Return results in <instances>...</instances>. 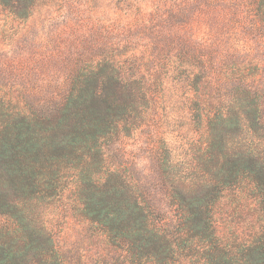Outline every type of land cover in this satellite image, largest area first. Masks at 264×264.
I'll return each instance as SVG.
<instances>
[{
    "label": "trees",
    "instance_id": "1",
    "mask_svg": "<svg viewBox=\"0 0 264 264\" xmlns=\"http://www.w3.org/2000/svg\"><path fill=\"white\" fill-rule=\"evenodd\" d=\"M0 264H264V0H0Z\"/></svg>",
    "mask_w": 264,
    "mask_h": 264
},
{
    "label": "rangeland",
    "instance_id": "2",
    "mask_svg": "<svg viewBox=\"0 0 264 264\" xmlns=\"http://www.w3.org/2000/svg\"><path fill=\"white\" fill-rule=\"evenodd\" d=\"M69 22V19L67 20ZM56 22L51 21L49 23H44L42 19H32L30 22L31 30H30V37L32 35H38L41 36V32H48L53 33L57 26H55ZM58 30L60 31L63 29L61 26H58ZM53 34H51L52 36ZM53 38V37H52ZM72 53V50L66 51V55H62L60 59H54L52 60L48 67H52L51 71H49L47 74L40 71L38 68L33 71L32 73V80L30 86H33L34 93L36 98H39L41 100H47L52 99L54 102H58L60 100V97L63 95L64 86L66 84V79L63 75V73L59 72L58 70H61L63 67V64H65L67 61H62V59L69 58V54ZM12 57H9L11 59ZM176 146L177 144H180V140H175ZM143 148L142 144H138ZM137 146H134L130 150L133 152V155L135 156V168L138 171V174L140 175L143 182H149L150 184L154 185V175L150 170L149 164L147 161L144 160L145 154L143 149L142 150H135ZM153 201L158 206V209L164 210L165 205L163 198H161V195L154 191L152 193ZM58 235V239L63 243V245L66 247L68 244H70L73 240L71 236H74L75 233L70 231L68 229V232L64 231L61 233H56ZM69 237H71L69 239Z\"/></svg>",
    "mask_w": 264,
    "mask_h": 264
}]
</instances>
